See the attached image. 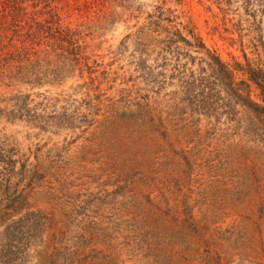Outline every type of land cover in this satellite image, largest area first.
I'll list each match as a JSON object with an SVG mask.
<instances>
[{
  "label": "rangeland",
  "instance_id": "1",
  "mask_svg": "<svg viewBox=\"0 0 264 264\" xmlns=\"http://www.w3.org/2000/svg\"><path fill=\"white\" fill-rule=\"evenodd\" d=\"M0 264H264V0H0Z\"/></svg>",
  "mask_w": 264,
  "mask_h": 264
}]
</instances>
